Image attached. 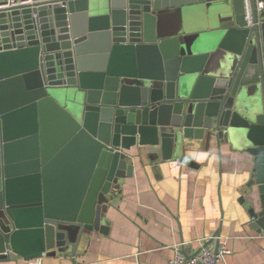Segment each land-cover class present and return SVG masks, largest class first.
<instances>
[{
	"label": "water",
	"instance_id": "95a60500",
	"mask_svg": "<svg viewBox=\"0 0 264 264\" xmlns=\"http://www.w3.org/2000/svg\"><path fill=\"white\" fill-rule=\"evenodd\" d=\"M252 22L242 0H0V261L75 257L105 233L133 150L166 161L194 141L243 146L247 226L264 234V24Z\"/></svg>",
	"mask_w": 264,
	"mask_h": 264
},
{
	"label": "crops",
	"instance_id": "0c3cea01",
	"mask_svg": "<svg viewBox=\"0 0 264 264\" xmlns=\"http://www.w3.org/2000/svg\"><path fill=\"white\" fill-rule=\"evenodd\" d=\"M132 152V176L108 196L105 233L94 232L84 251L80 244L75 257L47 253L0 264H169L176 253L190 257L202 246L227 248L218 264H264V234L247 226L252 163L241 144L211 141L204 149L194 141L185 156L166 161L148 159L149 148Z\"/></svg>",
	"mask_w": 264,
	"mask_h": 264
},
{
	"label": "built area",
	"instance_id": "2783aa9c",
	"mask_svg": "<svg viewBox=\"0 0 264 264\" xmlns=\"http://www.w3.org/2000/svg\"><path fill=\"white\" fill-rule=\"evenodd\" d=\"M243 15L246 27L253 25V12L256 16V24H264V0H242ZM230 252L225 246H222L216 252L210 251L207 247L202 246L200 250L190 257H185L176 253L169 261V264H218L224 261L226 255Z\"/></svg>",
	"mask_w": 264,
	"mask_h": 264
}]
</instances>
